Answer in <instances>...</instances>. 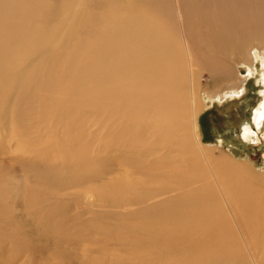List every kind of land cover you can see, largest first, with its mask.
I'll list each match as a JSON object with an SVG mask.
<instances>
[{
	"label": "bare ground",
	"instance_id": "obj_1",
	"mask_svg": "<svg viewBox=\"0 0 264 264\" xmlns=\"http://www.w3.org/2000/svg\"><path fill=\"white\" fill-rule=\"evenodd\" d=\"M59 1L0 0V127L6 128L2 125L8 120L9 116L4 115L9 107L4 102H9L10 97L18 103L37 87L33 96L41 102L38 80L42 71L36 72L39 66H35L20 76L22 62H27L41 44L55 48L52 39L59 42L57 46L62 43L64 55L72 56L64 61L58 59L55 64L62 65L57 71L67 70L64 78L51 77L44 82L52 85L58 79H67V90L72 94L65 98L55 94L58 97L51 99L50 104L55 99L57 106L64 105L60 108L61 115L70 121L73 139L80 141L85 136L74 134L81 129L75 123L80 112L89 110L98 116L104 113L105 122H109L108 116H116L117 126L105 123L106 140L114 137V142L105 145L115 149L124 160L123 165L120 163L126 183L131 185L129 197L124 203L113 202L116 209H124L115 212L114 217L121 221L115 227L102 226L105 214L100 210L94 224H99L100 231L86 234L74 222L79 216H72L74 229L66 228L70 232L62 233V225L58 224L57 237L39 231L38 236L44 235L45 243L40 244L35 242L37 236L22 231L26 228L17 223V216L8 213L9 192L1 186L0 256L3 259L7 253L5 264H264V178L234 161L217 160L204 149L195 123L203 99L199 95L202 100L196 103L198 89L194 82L201 77L198 79L199 74L193 68L206 69L215 79L227 76L228 70L222 67L219 56L216 58L210 52L222 54L227 45L240 48L250 40L261 39L264 0H136L125 6L126 12L106 15L85 11L89 6L97 7L99 0H75L82 1L79 5L83 9L70 19L73 0H67L62 10L58 8L61 13L55 22L48 25L42 18L49 6ZM78 30L85 31L84 35ZM65 33L68 34L64 38ZM261 57L264 66V53ZM239 73L242 78H249L255 70L251 66ZM19 83L21 95L15 96L13 89ZM188 83L196 85V90L193 89L196 96H192L193 105L186 106L190 99ZM260 92L263 96L253 114L256 127L243 126L244 139L253 140L264 126V86ZM14 124L17 135H21L18 124L21 129L27 126L23 120ZM100 132L96 140L101 144ZM50 146L58 154H64L63 145L52 141L41 150L36 147V153L51 151ZM87 147L90 145L81 142L72 152L85 166L91 162ZM98 173L95 168L72 177L76 178L72 181L83 183L99 177ZM105 174L110 172L107 170ZM28 187L19 186L16 195L28 202L30 208L31 203L35 204L31 198L34 190L26 194ZM21 189L24 193L17 192ZM67 212L64 210L62 214ZM14 222L17 227L11 229L15 230L5 231ZM81 232L85 234L82 238L74 237ZM36 252L41 255H34Z\"/></svg>",
	"mask_w": 264,
	"mask_h": 264
},
{
	"label": "rangeland",
	"instance_id": "obj_2",
	"mask_svg": "<svg viewBox=\"0 0 264 264\" xmlns=\"http://www.w3.org/2000/svg\"><path fill=\"white\" fill-rule=\"evenodd\" d=\"M131 1L135 2L136 0H99L98 3L100 4H98L97 7L89 6L85 9V11L88 14L99 11L102 12V15L126 12L125 6L130 5ZM64 2L66 3L67 0H60V4L58 3L57 5L51 4L48 8L49 10H46L42 19L48 25L55 22L56 18L61 13L60 10H62ZM81 2L82 1L76 2L75 0H73L70 6V15L68 19L73 18L83 9V7L79 5ZM143 3L146 2L143 1ZM60 5H62V7ZM160 7L163 14L165 12L164 2H161ZM78 31H80L81 35H84L85 31ZM67 34L68 33H65L64 38L67 36ZM87 41L88 40L86 39L84 43ZM51 42H54L55 48L48 47L47 44H41L37 52L27 59V62L30 65L26 69L22 70L23 66H26L28 64L24 60L22 62V68L18 71V75L21 76L24 73L30 71L33 67L39 66V69L36 70V72L41 73L42 71L41 78L38 80V85L40 84L41 88L39 90L40 96H42L41 102L38 101V98L35 99V97L33 96V94L36 92L37 87L33 88L34 90L31 89L30 94L27 97L25 96L22 101L18 103L14 101L13 96L10 97V100L12 101L9 100V102H4V105L9 107H6V112L4 115L5 117L9 116L7 118L8 120L6 119V125H2L6 128L3 129L2 127H0V187L3 186L4 188H7V191L9 192V205H7V207L11 208L8 213L12 217L17 216L19 220V222L17 223H20V225L23 224V227L26 228L22 229V231L27 232V234L30 235L34 234V237L37 236L35 237L37 239V241L35 242L40 244L45 243L43 241L44 235H42L41 237L38 236L39 231L46 232L49 236L57 237L59 236L60 231H57L56 226L62 225V233L63 230L64 233H67L68 230L71 231L72 229H74L75 225L74 223H72V216H79L80 219L74 222H76L79 226L77 228L83 227L86 234L91 231H100V228H98L99 224L94 225L97 223L95 219L100 213L98 212L100 210L102 211V214H105L104 217L102 216V226H105L107 228H110V226L111 228L115 227V223L121 222L118 218L114 217L115 212L123 211L124 209H116L113 202H127L129 197V187L131 186L126 183V179L124 178L125 173L121 166V163L122 165L124 164V160H121V158L118 157L117 151L115 149H111L110 146L106 148L105 145L114 142V137H111L110 139H108V141L105 138V123H108V125L111 124L113 126H117V123H115L116 116H108L109 122H105L106 118L104 113L102 114V116L101 114L98 116L97 114L93 115L91 112H89V110H85L86 113L80 112L78 116L79 118H77V121L79 123L77 121L75 123H77V125H79L81 129L74 131V134H79V136L83 135L85 136V139H83V141L73 139V135L71 134L72 132L70 130V121L67 118V120L63 118V113L60 109L63 108L64 105L57 106L55 104V99L58 96L65 98L68 97L70 93L72 94V92L67 90V79H61L64 83L62 85L61 80L59 81V79L57 82L54 81L52 85L49 84V82H44L46 79L50 80L51 77L64 78L63 74L67 70L57 71V68L59 69L62 65L60 67H56L55 64L57 63L58 59L60 61H64L66 57L70 58L72 56L64 55V52L61 48L62 43L57 46L59 42L55 43L53 39L51 40ZM262 42H264V35L261 39L250 40L248 44L246 43L243 47L240 48L234 47V45L231 44V46L227 45L228 47L226 46V49H228L229 47H231V49L230 51H226L225 49L226 52L223 51L224 54L210 52L213 56L216 55V58L217 56H219L217 59L220 60L222 67L228 70V75H219L218 78L215 79V77L209 74V71H206V69L194 66V71L196 73L198 72L199 74L198 79L200 77L201 78L200 80H197L196 78L194 82L196 83V89L198 90L195 89V84V86H192L190 85V83H188V87H190L188 89L190 91H188L190 99H187L188 102H186V106L193 105L192 96L195 94V90L196 94L198 93L197 96L196 94L194 95V98L196 96L198 99H195L197 100L196 103L198 101L200 103L203 99L200 104L201 107H198L199 110L196 113L195 123L198 127V133L200 134L201 142L203 146H205L204 149L207 148V151L211 152V154L214 155L217 160L226 162L228 160H231L234 161L237 165L248 167L252 172L254 171V174L258 175V178L261 179L264 178V126L262 127V131L258 129L256 134L254 135L253 140L243 138V126L247 124H252V126L254 125V110L263 96L260 92L262 86H264V66L263 58L261 57L264 53V47H262L264 46V43ZM69 45L71 46V43ZM259 46L261 47V49ZM243 49L244 52H242ZM255 54L258 56H256ZM251 66L255 70V73L249 78H242L239 70L241 71L243 70V68H248ZM53 68L56 70H52ZM209 75L212 77H210ZM220 77L223 80H219ZM62 86L63 88H61ZM44 87H46V89ZM241 87L245 88L243 92ZM21 89L22 85L19 83V87L17 89H13L14 91L16 90V94L14 93V95H21ZM57 89H59L60 92H58ZM65 90L66 92L64 93ZM53 91H57V93H53ZM72 91L74 90L72 89ZM55 94H57L58 96ZM199 95L202 97V99L201 97H198ZM220 95L222 96V98ZM54 97V101L52 100L53 103L50 104L51 99H53ZM31 100L32 102H30ZM211 101H215L213 106L209 105ZM36 102H38V104H36ZM9 103L11 104L10 106ZM199 103L198 105H196L199 106ZM26 106L28 107L26 108ZM33 114H35V116H32ZM37 116L38 118H35ZM60 116L64 119V121L63 119L62 121L61 119H59ZM58 119L61 122H59ZM22 120L25 121L27 126H25L24 128L22 127L21 129L20 124H18V130L21 131V135H17L14 133L13 129V126L15 125L14 121L20 123ZM94 121H98V124L97 122L94 124ZM33 125L36 127H34ZM254 127L256 126L254 125ZM100 131H102L101 144L99 143V140H96L97 137L101 135ZM24 138L26 140L18 142L19 139L23 140ZM88 139L91 140L90 143L84 142ZM62 140L63 142H60ZM51 141L53 143L63 145L64 154H58L57 151L51 149L53 148V146L49 147L51 151L49 150L44 154L36 153L38 152L37 149L35 150L36 147L41 150V148H43L45 145H47V143ZM81 142H83V144H86L87 146L90 145V148H87H89V152L91 154V162L87 166L83 165L79 160H76L75 154H72V152H74L75 150V147H78ZM94 146L98 149H94ZM98 151L99 153H96ZM99 157L100 161H98ZM90 165L91 167L88 168ZM95 168L96 171L101 173H98L100 174L99 177L87 180L83 183L80 181H72L76 179L72 177L79 174L84 175L89 170L95 171ZM107 170L108 172H110L109 175L105 174V171ZM130 170L132 169L130 168ZM47 174L50 176H48ZM34 182L35 185H38V188L37 186L32 185L34 184ZM25 184L29 186L26 190V194L30 195L29 190H34L33 192H31V198L34 200L33 202L35 204L31 203L32 206H30V208H28V202L22 200L16 195L17 188L19 186H21L22 188V186ZM87 185H89V187ZM23 191L24 190L21 189L17 192L24 193ZM35 201L42 202L43 205L37 204ZM36 204L39 206L35 207ZM41 206H43L44 208L38 210V208H40ZM64 210H69V213L67 212L66 215L62 214ZM31 211L35 213L33 214V212ZM83 219L86 222H83ZM17 223L14 222V224L8 227L7 230L5 229V231L15 230L11 228H16ZM130 223H133V221H130ZM66 228L69 229L66 230ZM83 235L85 234H82V232L76 233L74 237L82 238ZM50 248H53V246H50ZM7 251L9 254V250H6L4 252ZM34 255L40 256L41 254L39 255V253L36 252L34 253ZM6 256H8L7 253L3 257V259L0 256V262L3 260L0 264L6 263ZM28 264L32 263L30 262Z\"/></svg>",
	"mask_w": 264,
	"mask_h": 264
}]
</instances>
